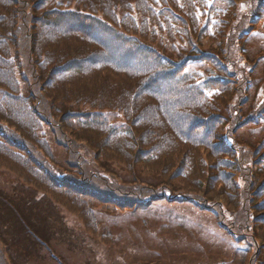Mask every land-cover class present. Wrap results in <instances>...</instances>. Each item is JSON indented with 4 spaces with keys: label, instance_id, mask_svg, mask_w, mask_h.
I'll return each mask as SVG.
<instances>
[{
    "label": "trees",
    "instance_id": "trees-1",
    "mask_svg": "<svg viewBox=\"0 0 264 264\" xmlns=\"http://www.w3.org/2000/svg\"><path fill=\"white\" fill-rule=\"evenodd\" d=\"M77 1L83 8L74 7L76 0H0V88L6 92H2L5 97L0 104L3 159L0 166L8 168L4 162L14 157V163L18 167L23 164L26 169L20 167L22 179L34 186L48 174L51 181L39 188L58 202L64 197L76 200L78 203L68 202L67 208L85 212L88 218L94 216L97 208L113 203L119 205V202L136 209L147 208L160 199L198 204L203 200L198 194L209 198L217 197L225 188L239 190L234 185L236 178L250 181L249 186L258 183V194L264 205V142L251 154L238 138L239 130L264 121V100L259 104L251 103L250 99L246 101L251 95L250 87L245 89L249 95L238 91L224 75V79L215 82L230 85L223 94L216 89L207 91L206 84H216L201 81L197 72L186 70L193 66L190 61H179L187 56V46L183 41L179 46L177 41L199 37L202 30L198 23L203 25L205 20L201 6L207 4L212 12V0H157L162 7L142 9L140 16L143 22L147 18L165 31L150 33V28L144 27L138 39L121 33L99 17L104 12L116 14L113 4H105L103 0ZM110 1L122 8L129 4L125 10L135 9V0ZM247 1L257 0H232L226 18L213 13L207 24L216 30L213 38L218 40L217 47L227 42L224 53L228 56L234 42L237 47L238 43L245 42L236 39L232 32L242 24L238 14H241V4ZM87 3H92V8L86 9L84 4ZM92 21L95 24L91 25ZM94 27L113 36L123 47L136 51L140 59L135 65L126 64L127 68L119 66L118 69L113 60L107 59H113L107 47L94 39L99 40L98 35L91 37L88 30ZM225 27L228 32L221 38ZM85 28L86 32L69 40L81 49L47 44V39L54 42V39L60 40L62 33H78ZM245 31H251L249 25L241 35ZM152 36H155L156 46L148 43ZM66 50L70 51L67 56L57 53ZM44 57L50 61L41 60ZM100 64L106 67L89 73ZM145 67L149 68L142 70ZM19 76L32 86L28 97L19 94ZM161 86H165L163 92ZM103 97L107 104L99 101ZM253 104L252 113L248 114V107ZM88 106L90 109L84 111ZM95 110L120 113L126 125L116 127L106 115ZM48 128L56 134L55 140L67 149L68 158L76 160L74 168L82 169L84 172L78 170L85 175L89 166L93 169L109 154L121 156L118 151L131 150L134 155L130 154L127 169L133 171V184L118 178L113 187L103 190L89 185V181L85 184L80 179H71L69 175L59 179L40 153L48 142ZM19 146L33 150V154L25 156L15 149ZM232 151L234 154L237 151L241 158L231 161L232 153L228 152ZM258 151H261L260 159L255 162ZM82 153L87 157L94 155L95 163L91 164V158L86 162ZM168 159L172 161L168 163ZM138 163L147 165L150 170L146 169L148 174L142 173L141 178ZM33 176L38 179H32ZM67 183L71 189L67 188ZM60 191L62 197H58ZM0 201L7 203L3 197ZM215 206L220 208V203ZM212 209L218 215L221 212ZM4 211L12 214L9 207L0 210ZM261 215L264 216V206ZM7 248L0 237V264L8 253Z\"/></svg>",
    "mask_w": 264,
    "mask_h": 264
},
{
    "label": "rangeland",
    "instance_id": "rangeland-1",
    "mask_svg": "<svg viewBox=\"0 0 264 264\" xmlns=\"http://www.w3.org/2000/svg\"><path fill=\"white\" fill-rule=\"evenodd\" d=\"M103 1L111 6L113 4L117 13L114 14L113 11V15H110L104 12V15L99 17L125 35L138 39L144 27H149L150 33L154 30L156 33L165 31L160 25H155L154 21L147 18L143 22V17L140 16L142 9L150 7L158 9L161 3L157 0H135L134 11L125 10L129 4L122 8L114 4L115 1ZM230 4L232 5V0H212L210 4L212 12L207 4L202 5L205 20L203 25L198 23L202 33L199 37H192L187 41L181 38L177 44L181 45L183 41L187 46L185 53L188 59H185L184 63L190 61L193 66H189L186 70L191 69V72H197L201 81L219 82L224 75L232 81L231 85H234L238 91L249 95V91L245 89L250 87L251 95L246 98V101L250 99L251 103L259 104L264 99V0L253 3L247 1L240 5L241 14L238 15L242 24L232 33L236 39H244L245 42L242 45L238 43V47L237 42H234L228 56L224 53L227 42L224 41V46L221 44V47H217L218 40L213 38L216 30L207 24L213 18V13L226 18ZM92 5L87 3L84 7L89 9ZM74 7L83 8L77 0ZM93 24L95 21L91 22V25ZM248 25L251 31H245L241 35ZM86 30V28L81 29L78 33H73L74 35L62 33L59 35L60 40L54 39V42H51L47 39V44L53 47L61 45L69 50L76 46L74 50H77L80 47L70 43V37L76 38L77 35H82L79 33ZM88 31L91 37L98 35L99 40L94 39L107 47L109 55L113 58L107 57V59L113 60L118 65V69L119 66L127 68L124 66L126 64L135 65L140 59L136 51L130 47H123L113 36L103 34L99 28L94 27ZM226 32L228 29L225 27L220 37L223 38ZM154 39L155 36H152V40L148 43L156 46L157 42ZM11 45L15 50L12 42ZM69 50L57 53L61 55L64 53V56H67L70 54ZM41 60L50 61L45 57ZM105 67L100 64L90 69L89 73L100 72ZM147 68L149 67L142 70ZM19 79V94L28 97L32 86L20 76ZM215 84L216 86L206 84L205 88L212 92L216 89L223 94L230 86ZM164 90L165 86H161V91ZM2 92L6 93L0 88V104L5 97ZM99 101L107 104V99L104 97ZM254 104L248 107V114L252 113ZM89 109V106L85 107L84 111ZM95 111L106 113L111 123L114 122L117 126H121L119 121L123 120V124L126 122L120 114ZM18 130L22 131V128H17ZM47 132L46 141L48 142L41 147L40 153L47 159L53 175L56 173L61 176L65 173L71 179H80L81 183L89 181V185L103 190L113 187V182L118 178L129 182V185L133 184L135 179L133 171L130 172L127 169V164L131 163L130 154H133L131 150L118 151L122 158L119 155L115 158L114 154H109L108 161L103 158L93 169L89 166L85 175L78 170L80 168H74L77 164L74 158L66 159L67 156L69 157L67 149L55 140L56 134L53 130L48 128ZM238 138L252 154V151L264 142V121L239 130ZM5 142L10 144L9 140ZM15 149L25 156L33 154V150L26 149L24 146ZM126 151L129 152L126 153ZM238 152L236 151L235 154L234 151L228 152L232 153L229 155L232 158L231 161L241 158ZM260 152L258 151L254 156L255 162L260 159ZM1 156L0 154V159H2ZM16 157L19 158V156ZM93 157L90 155L87 157L82 153V158L86 162L92 159L91 164L96 161ZM54 159L59 165H56ZM171 161V159L167 160L168 163ZM3 165L8 168L0 166V197H3L7 203L0 201V210L4 206L6 209L9 207L12 214L0 212V237L8 247L6 250L8 253L5 254V259H2V264H264V216L261 215L264 205H261L263 200L258 194L260 190L258 183L249 186L250 181H240L236 178L234 185L240 188L239 190L232 191L225 188L217 197L209 196V198H206L205 194H198L203 198L198 204L192 201L160 199L151 202L150 206L144 209L125 206L121 202L119 205L114 203L111 206L103 205L102 208L94 211V216L88 218L85 212H76L67 208L68 202L78 203L76 200H66L64 197L58 202L50 193H44L40 189L49 184L47 181H51L48 174L43 175V180L32 177L39 180L35 189L28 186L22 179L20 167L24 169L25 167L23 164L18 167L14 163V157L12 160L8 159V162H4ZM137 167L140 168L139 178L143 176L142 173L148 174L147 165L138 163ZM31 182L34 183V181ZM67 188L72 187L67 183ZM48 190L47 192H50ZM59 193L58 197H62L61 191ZM216 203H220V208L215 206ZM209 207L220 209V214H216ZM220 221H226L225 225L230 227V230L224 229ZM242 221H247L249 230L233 236L230 233L231 229L238 227ZM232 222L236 223L230 226L229 223ZM255 236L263 237L259 238V246L255 243Z\"/></svg>",
    "mask_w": 264,
    "mask_h": 264
}]
</instances>
